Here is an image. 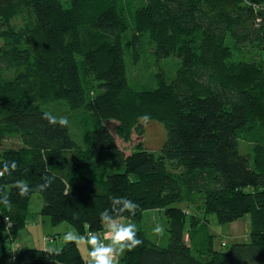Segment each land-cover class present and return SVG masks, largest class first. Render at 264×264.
Masks as SVG:
<instances>
[{
    "label": "trees",
    "instance_id": "1",
    "mask_svg": "<svg viewBox=\"0 0 264 264\" xmlns=\"http://www.w3.org/2000/svg\"><path fill=\"white\" fill-rule=\"evenodd\" d=\"M127 39L135 60L144 43L157 60L179 59L176 76L130 85ZM262 50L264 0H0V170L18 165L0 177L12 205L0 203V264H89L74 242L18 249L36 194L42 216L81 235L103 233L111 197L138 204L123 216L143 243L122 264H264V60L254 53ZM59 102L93 125L85 147L69 125L43 118ZM153 122L166 130L159 152L119 144L145 137ZM107 156L123 168L100 177L93 166ZM45 176L51 186L36 191ZM20 180L34 189L28 196L13 187ZM154 209L168 218L156 242L138 226ZM212 214L220 224L248 217L249 240L217 250Z\"/></svg>",
    "mask_w": 264,
    "mask_h": 264
},
{
    "label": "rangeland",
    "instance_id": "2",
    "mask_svg": "<svg viewBox=\"0 0 264 264\" xmlns=\"http://www.w3.org/2000/svg\"><path fill=\"white\" fill-rule=\"evenodd\" d=\"M125 41V60L128 69L129 83L137 89L149 88L157 86L156 75L160 71H164L167 78L173 79L181 65L179 59L175 57H169L162 60H157L153 54L150 46L146 43L138 48L139 56L135 60L134 47L128 41ZM258 52L261 60H264V50L254 51ZM239 57L250 58L251 54L246 48L239 49L237 51ZM237 56V57H238ZM55 107H48L46 110L52 111V113L57 119L60 117H66L69 120V126L71 129V134L74 140L81 146L85 147L87 145V135L93 129V125L90 123L88 126H84L75 119L73 113L71 114L69 108L64 102L57 103ZM53 112V111H52ZM114 124L110 123L109 127L113 128ZM87 130V131H86ZM166 140V130L164 126L159 123H151L147 130L145 137L133 136L130 143H124L118 139L119 144L129 152H139L142 150H152L154 152H159L161 145ZM7 147H16L14 143H6ZM123 166L117 162L106 157L101 163L95 164L93 166L94 172L102 177L110 173L121 171ZM44 206L43 198L40 195H34L30 204V218L28 226L16 234V245L18 249H29L36 248L41 250L55 251L62 248L66 241L63 239L64 235L69 231L78 232V230L67 222H63L59 225H53L49 217L42 216L40 214ZM210 231L215 236V248L217 250H227V248L235 243H245L249 240L250 234V219L242 218L236 222L228 224H220L214 214L209 215ZM125 224L129 223L123 220ZM140 230L145 232V234L151 239V241L156 242L160 239L166 238L168 218L166 212L161 209L149 210L144 213L143 219L138 223ZM157 226H161L164 232L161 235L154 233V229ZM7 235L9 238L8 243L5 247H10V239H12L13 234L10 231V227H6ZM80 234V233H79ZM52 238L53 242L48 240ZM0 239H2L0 237ZM186 240L189 241L188 236ZM108 241L106 240L105 243ZM225 242L226 246L222 243ZM2 243V242H0ZM83 254V257L88 259V247L81 245L79 247ZM17 249V250H18ZM0 255H3L1 253ZM123 256V255H122ZM122 256L117 258L116 264H122ZM2 264V262H1ZM54 264V263H48Z\"/></svg>",
    "mask_w": 264,
    "mask_h": 264
},
{
    "label": "clouds",
    "instance_id": "3",
    "mask_svg": "<svg viewBox=\"0 0 264 264\" xmlns=\"http://www.w3.org/2000/svg\"><path fill=\"white\" fill-rule=\"evenodd\" d=\"M44 119L48 120L49 124H59L61 127L69 125V120L66 117L53 116L51 113H44ZM150 117L145 115L141 117V120L148 121ZM18 168L16 161H12L9 165L5 163L3 169L0 170V177H3L6 173L11 175L13 171ZM45 181L43 184L35 187L36 191H44L52 184V177H42ZM19 191L20 196H28L34 189L31 188L25 181H16L13 185ZM111 207L106 208L100 213V221L103 226V233L95 231L86 232L81 235L77 232L69 231L63 237L66 242L75 243L79 248L81 245L90 246L88 253L90 257L89 264H116L117 258L124 255L126 252H130L142 245L143 241L138 238L136 225L134 223L123 222L124 213L136 214V210L139 205L134 203L127 197H111ZM0 203L5 207L11 208V200L4 186H0ZM122 205L118 210L115 206ZM110 210L117 213L115 216L110 215ZM164 229L161 226H157L154 229V233L161 235ZM108 241L105 243V241Z\"/></svg>",
    "mask_w": 264,
    "mask_h": 264
},
{
    "label": "crops",
    "instance_id": "4",
    "mask_svg": "<svg viewBox=\"0 0 264 264\" xmlns=\"http://www.w3.org/2000/svg\"><path fill=\"white\" fill-rule=\"evenodd\" d=\"M246 218H248V217H246ZM87 247H88V249H87V250H88V253H89V251H90L91 249H90V246H87Z\"/></svg>",
    "mask_w": 264,
    "mask_h": 264
}]
</instances>
